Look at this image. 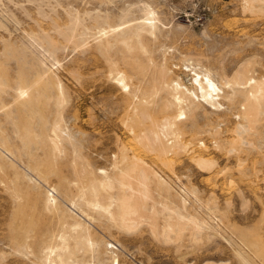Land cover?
<instances>
[{"label":"rangeland","instance_id":"rangeland-1","mask_svg":"<svg viewBox=\"0 0 264 264\" xmlns=\"http://www.w3.org/2000/svg\"><path fill=\"white\" fill-rule=\"evenodd\" d=\"M69 1L0 0V43H2V39L7 41L12 38L20 46L26 47L25 54L29 63L35 64L38 69L48 71V74L54 75L61 81L66 94L61 116H64L65 134L70 138L68 143L75 142L74 140H78L80 137H86L85 133L88 134L92 131L95 134L91 136V142L94 139L105 142L107 136L111 137L107 141V146L104 147L105 143L101 145V152H105L103 158L95 156L93 150L86 148L85 151L91 153L94 159H100L103 162L101 165L97 163L92 168L93 171H104L105 167L107 172L110 171L109 165L110 169L112 166L108 159L112 157L114 151L118 153L117 149L119 150L121 142H124L123 144L126 143L128 149L130 148L129 151L132 147L130 153L133 150L138 152V155L140 153L147 165L149 164L158 175L165 179L163 188L168 187L171 190V193L169 191L170 194H168L171 195L170 198H166V193L159 187H155L154 192L151 190L152 188L147 189L148 195L146 194V198H143V203L140 200L137 203L141 215H145L144 217L147 218L137 225L132 232L134 235L124 236L125 234L119 233L115 227V229L112 227L110 231L104 230V226H101L98 221L89 219L93 232L96 234L97 231L96 235L99 240L103 237L102 239L109 241L107 244L109 248L105 251L104 244H96L91 247L92 251H87L84 255H81V251L76 252L77 257L73 256V260L83 256L88 264H112L108 252L112 249L111 246H116L119 253L118 264H246L245 260L238 256L240 253H243L251 264H264V117L260 116V120L255 124L258 128L254 127L255 129L247 131L248 135L241 129L236 131L238 120L235 116L228 114L230 108L226 107L228 106L226 99L221 101L225 109L218 115L208 108L199 107L200 116L197 117L200 122L195 125L198 126V132H194V134L189 132L182 136V140H185V143L188 142V146L178 155L169 154V157L174 158L172 160L174 163L170 166L171 169L167 168L157 159L156 151H150L148 147L139 144L138 140H132V133L127 131V128L121 123L120 119L125 117L123 114L125 112L122 111V108L121 110L116 108L115 105L121 102L124 94L119 89L112 87L110 81L104 78L106 74L104 67L106 68L107 63L98 48L99 44L106 39L113 42L116 36L138 30L143 17L150 10L158 28L155 39L146 41L149 42L151 51L147 57L143 55L142 58L141 54L140 61L138 60L147 67L143 72V74L146 72V77H143V80L140 77L142 82L145 80L143 86L148 87L147 85L151 84V79H154V70L156 73L157 66L164 62L173 64L171 67L177 63L178 68L175 69L177 72L181 68L187 70L186 73L189 74L187 76L177 73L184 86L189 83L191 68H208L212 77L221 87H223L222 81L226 78L222 74L223 70L227 77L231 78L237 69L245 64H249L255 77L259 78L264 74V1ZM248 3L250 4L248 5ZM86 8L90 11L89 15L85 16ZM75 15L80 16L81 19L78 21L77 33L75 32L72 41L76 40L86 44L73 49L72 41L66 42L61 31L70 16ZM83 15L86 19L84 23L89 27L93 16L98 20L104 15L116 20L125 17L128 19L138 18L120 26L115 32L99 36V34L93 33L96 29L85 27L86 30L80 25ZM62 23L64 24L56 27ZM94 34L97 38H94ZM97 57L101 58V61ZM126 60L131 61L129 57H126ZM10 62L14 67L15 61ZM11 65L10 67H12ZM48 68L50 70H47ZM12 72L15 73V69ZM129 73L132 74L129 75ZM133 73L134 71H126L127 76L130 77V80L128 77L129 84H132L131 87H136L139 85L140 78L136 79L135 75L138 76V74ZM91 84L100 85V88L95 89V86H90ZM224 90H227L229 94L232 93L230 88ZM8 92L7 99L11 101L14 90L10 88ZM1 115L2 111L0 110ZM92 116L94 120L97 119L93 122L108 120L114 126L94 130L91 124ZM107 117L109 118L107 119ZM189 117L191 116H186L185 120L183 119V124H186L187 127L192 124L193 116ZM240 132L246 138L239 143L236 138ZM229 139L230 141L232 139L233 143H238L237 150L233 148L236 146L232 142L233 150L230 148ZM118 142L121 144L118 145ZM135 142L138 144H133ZM217 144L220 146H216ZM225 145L229 148L224 147ZM199 149L206 151L204 157L208 161L213 160L210 161L212 163L210 168L203 169L197 164L194 157H196L197 151H200ZM7 156L9 155L7 154ZM19 167L26 169L22 163L19 164ZM152 182L155 185L154 179ZM52 183L56 184L57 181L53 180ZM148 184L152 187V183ZM46 186L43 188L46 189ZM49 188L52 190V187ZM138 188L143 189L142 186ZM53 192L58 196L57 191L53 190ZM172 199L180 200L182 204L185 203L181 210L183 214H190L198 221L206 223L208 235L202 233L200 238L193 239L190 229L187 227L180 232L181 235L174 234L170 241H166L159 232L160 227H163L162 224H165L164 219L171 216L168 212L169 209H165L164 204H167L166 202L170 204ZM12 200L14 199L11 197V190L7 189L4 183H0V264H37L34 258L35 251L33 254L30 253L36 248L35 246H33L34 249H29L31 251L27 248L29 251L27 253L26 249L23 250L24 253L20 252V248L16 249L14 244L10 245L12 244L11 230L13 231L12 226H14L11 219L13 212L16 211L14 205L17 203H12ZM173 204L171 203L170 206ZM72 206L69 203V207ZM72 209L73 213L79 212L74 206ZM161 209L167 210V212L164 213ZM164 215L165 217H163ZM36 218L40 219L41 224L38 228L36 227L35 235L39 232L45 233L49 226L48 219L43 216ZM85 220L88 221V218L85 217ZM170 220L172 221V218ZM174 221L175 219L172 222ZM42 222L46 224L43 225ZM93 223H95L94 226ZM41 233L39 234L40 239L43 236ZM35 235L31 233L32 237L29 238L31 245H35L40 240L35 238L37 237ZM243 239L246 240V243ZM101 249L102 252L104 251L100 257L102 262L100 260L98 263L96 253Z\"/></svg>","mask_w":264,"mask_h":264},{"label":"bare ground","instance_id":"bare-ground-1","mask_svg":"<svg viewBox=\"0 0 264 264\" xmlns=\"http://www.w3.org/2000/svg\"><path fill=\"white\" fill-rule=\"evenodd\" d=\"M145 5L149 7L146 3ZM89 11L88 9L85 10L84 15H89ZM84 15L80 25L84 28L96 29L93 33L99 34V36L115 32L120 26L138 18L128 19L125 17L116 20L104 15L98 20L93 16L89 27L88 24L84 23L86 20ZM80 19V16L75 15L70 16L69 20L66 21L67 24L61 31L66 42L72 41L74 38ZM63 24L56 25V27ZM87 28L85 29L87 30ZM157 28L155 17L149 10L143 17L141 27L138 30L116 36L113 42L106 39L98 46L101 56L107 63L106 68L104 67L106 69L104 78L110 81L112 87L119 89L124 94L121 102L115 106L120 110L122 108V111L124 110L125 117L123 116V119L120 120H122L121 123L127 128V131L132 133V140H138L139 144L148 147L150 151H156L155 155L157 154L156 157L160 163L170 168L174 163L172 161L174 158L169 157V154L178 155L181 150L184 151L188 146V142L185 143L182 136L189 132L193 134L198 132V126H195L200 122L197 117L200 116L198 108H208L218 115L225 109L223 102H221L223 99L227 100L228 106L226 107L230 108L228 114L235 116L238 120V127H235L236 131L241 129L248 134L247 131L255 129V124L260 120V116L264 117V74L259 78L255 77L249 64L237 69L231 78H228L223 70L222 74L226 78L222 81L223 87H221L206 67L202 69L191 68L189 83L184 86L177 73L187 76L189 75L186 73L187 70L181 68L177 72V70L175 71L178 68L177 63L171 67L173 64L164 62L157 66L156 73L154 70L155 76L153 75L152 82L149 80L150 78L148 79L151 84H148V87L143 86L145 80L143 82L142 80L143 77H146V72L144 74L143 72L146 65L139 62V59L141 54L142 58L143 55L147 57L151 51L149 42L146 41L155 39ZM95 34L94 38H97ZM36 38L40 39L39 37ZM84 44L86 43L72 41L73 49ZM25 50L26 47L20 46L12 38L7 39V41L2 39V43H0V110L3 115L0 116V183H4L5 187L11 190V197L14 199L11 202H17L14 205L16 211L13 212L11 219L14 226H12L13 231L11 230L12 244L10 245L14 244L16 249L20 248V252L24 253L23 250L26 249L27 253L35 246L36 250L33 248V252L30 253L33 254L35 251L34 258L37 264H88L83 256L74 258V260L72 257H77L76 252L79 251H81V255H84L85 252L92 251L93 245L100 243L104 244L105 251L109 248L107 245L109 241L102 239L103 237L99 240L96 235L97 231L96 234L93 232L89 219L98 221L101 226H104V230L110 231L112 227H115L119 233L125 234L124 236L134 235L132 232L137 225L147 218L144 217L145 215H141V211L137 207L139 206L137 203L146 198V194L148 195L147 189L152 188L151 190H153L155 187H159L161 191L166 193L163 192L166 196L162 193L166 198L171 196L168 195L171 190L167 185V188H163L165 179L158 175L149 164L147 165L140 153L138 155V152L134 150L130 153L132 147L129 151L130 148L128 149V145L126 143L124 145V142H121L122 144L118 142V145L121 144L120 149H117L118 153L114 151L112 157L108 159L112 166L110 169L108 164L110 171L107 172L106 167L104 171H93L92 168L97 163L101 165L103 162L100 159H94L91 153L85 151L86 148L93 150L95 156L103 158L105 152H101V145L105 143L104 147L107 146V141L111 137L107 136L105 142H99L97 139V141L94 139L91 142V136L95 134L91 130L92 132L85 133L86 137H80V139H76L77 141L68 143L70 138L65 134L64 116H61L62 107L66 100L61 81L54 75L48 74V71L38 69L35 64L29 63ZM126 57H129L131 61H127ZM12 60L16 63L14 67L10 62ZM98 60L101 61V58ZM14 69L15 73L12 72ZM126 71H134L138 74V76L135 75L136 79L142 77V80L140 78L138 81V86L131 87L132 84L128 82L129 76H127ZM149 81L146 82L149 83ZM90 86H95V89L100 88V85L97 84ZM10 88L14 90L11 101L7 99ZM225 88H230L232 93L229 94L227 90H224ZM186 116H193L192 118L189 117L192 119L190 127L183 124V119L185 120ZM95 120L93 117L91 121L94 130L114 126L108 120L93 122ZM244 138L246 137H243L242 132H240L236 139L240 143ZM193 139L195 140V138ZM236 139L234 140L236 141ZM231 142L232 139L230 144L228 143L230 148L233 146ZM237 144L235 143V146ZM140 146L142 147V145ZM237 146L233 148L237 150ZM199 150L194 157L198 162L197 164L203 169L210 168L212 159L209 158L211 160L208 161L204 157L206 151L204 149ZM20 163L26 169L19 167ZM33 173L34 175H32ZM153 179L156 186L152 182ZM53 180H56L57 183L53 184ZM148 183H152V187ZM45 185H47L46 189L43 188ZM139 186H142L143 189H139ZM49 187H52V190ZM53 190L59 193L58 196L56 193V195L54 194ZM157 191L159 192V190ZM157 191L155 192L158 194ZM175 201L172 199L170 202V204L174 203L173 206H170L168 202H166L167 204L163 202L165 209H169L168 212L171 216L164 219L165 224L160 227L159 234L166 241H170L172 235H179L181 231L189 227L193 239L200 238L202 233L208 235L206 223L198 221L190 214H183L181 210L185 203L183 205L180 200ZM69 203L79 211L77 214L71 211L73 206L69 207ZM159 204L162 206L160 201ZM165 211L167 212V210ZM36 215L45 217L49 222L46 232H42L43 234L39 232L43 235L41 239L39 234L35 235L41 224ZM85 217L88 218V221L85 220ZM171 218L172 221L174 219L175 221L172 222ZM94 225L95 223H93ZM158 226L157 228H159ZM31 233L37 236L35 238L40 239L35 245L30 243ZM244 242L246 243V240ZM27 248L31 250L28 251ZM111 248L108 252L110 253V261L112 264H118V249L116 246H111ZM103 252L101 249L100 252L96 253L98 263ZM238 256H241L240 259L245 260L246 264H251L250 261L246 260L243 253Z\"/></svg>","mask_w":264,"mask_h":264}]
</instances>
